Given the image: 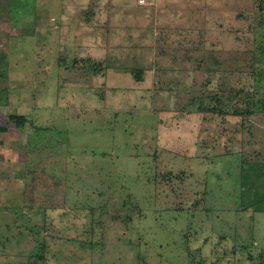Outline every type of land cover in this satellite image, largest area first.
<instances>
[{
    "label": "rangeland",
    "instance_id": "374dc122",
    "mask_svg": "<svg viewBox=\"0 0 264 264\" xmlns=\"http://www.w3.org/2000/svg\"><path fill=\"white\" fill-rule=\"evenodd\" d=\"M0 59V264H263L220 154L264 155V112L196 106L263 105L264 0H0Z\"/></svg>",
    "mask_w": 264,
    "mask_h": 264
},
{
    "label": "trees",
    "instance_id": "16d2710c",
    "mask_svg": "<svg viewBox=\"0 0 264 264\" xmlns=\"http://www.w3.org/2000/svg\"><path fill=\"white\" fill-rule=\"evenodd\" d=\"M1 61V59H0ZM83 68L85 69L86 76L93 78L100 72L96 63H91L90 59L83 60ZM141 71L136 75L137 79L141 78ZM229 95H221L213 97V101H209L207 104L204 102V98H200L197 102V109L201 112L211 113L213 116L220 117H238L241 119L240 127L243 128V120L248 119L250 115L256 111L264 112V103L261 106L258 101L255 100V94L250 93L248 90L233 89ZM234 101V104H233ZM213 102V104H212ZM16 122V125H23L25 118L22 116H11ZM7 129L0 125V133L6 132ZM236 132V131H235ZM235 140V138H234ZM227 156L239 155L242 158L241 172H240V183H241V194L242 209H252L255 213H264V155L260 156H247L244 150L240 148H234V152H225ZM221 156V157H222ZM246 248V246H242ZM242 248V249H243ZM43 246L38 250L37 254L33 257L42 259ZM259 255V258H262ZM264 264V257L261 261Z\"/></svg>",
    "mask_w": 264,
    "mask_h": 264
}]
</instances>
